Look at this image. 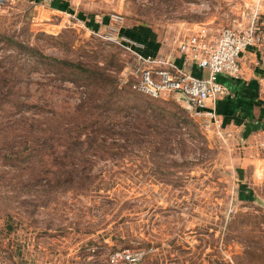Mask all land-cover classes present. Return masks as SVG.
I'll return each instance as SVG.
<instances>
[{
    "label": "rangeland",
    "instance_id": "rangeland-1",
    "mask_svg": "<svg viewBox=\"0 0 264 264\" xmlns=\"http://www.w3.org/2000/svg\"><path fill=\"white\" fill-rule=\"evenodd\" d=\"M41 1L0 5V264H107L118 249L149 264H264V131L246 139L177 95L132 93L121 40L217 34L226 1ZM253 49L264 107V42ZM94 96L121 106L93 109Z\"/></svg>",
    "mask_w": 264,
    "mask_h": 264
},
{
    "label": "built area",
    "instance_id": "built-area-1",
    "mask_svg": "<svg viewBox=\"0 0 264 264\" xmlns=\"http://www.w3.org/2000/svg\"><path fill=\"white\" fill-rule=\"evenodd\" d=\"M225 1L230 20L217 34L203 24L190 28L182 25L170 43L164 41L162 44L163 50L169 51L154 57L142 56L134 50V42L121 35L123 44H130L127 49L133 52L137 61L131 72L134 80L130 89L151 99H160L164 94L177 95L193 103L192 110L196 115L215 119L216 102L231 96L229 88L219 79L240 80L242 55L264 42L257 26V6L252 12L238 16L233 10L238 4L240 9H246L248 0ZM4 2L0 0V5ZM172 54L177 55V60ZM192 69L203 74L196 76ZM146 255L140 250L118 249L108 254L106 263L149 264Z\"/></svg>",
    "mask_w": 264,
    "mask_h": 264
},
{
    "label": "crops",
    "instance_id": "crops-1",
    "mask_svg": "<svg viewBox=\"0 0 264 264\" xmlns=\"http://www.w3.org/2000/svg\"><path fill=\"white\" fill-rule=\"evenodd\" d=\"M24 2L27 3H31V4H36L38 1L36 0H22ZM264 0H248L246 2V5L248 6L246 9H248L247 12L242 11V12H237L236 15H240L243 13H249L252 12L254 10V7L257 6L258 11H260L261 9V3ZM43 2V1H41ZM40 2V3H41ZM209 28V27H208ZM212 31V30H211ZM124 32V31H122ZM213 34H215L214 32H212ZM150 41L155 44L154 47V51L155 54L153 56L150 57H154L155 55H158L162 52H164L163 50V45L161 44L160 39L159 40H152V38L150 39ZM146 45L143 44V49H141L142 52H144L141 55L144 57H147V53H149L146 48ZM166 51V50H165ZM255 50L253 48L249 49L248 51H246L241 58V78H240V83L237 85H230V92H231V96L228 98L229 101L227 102V104L230 105L231 108H229L230 112L233 114V116L228 120V123H223V125H234V118L237 119L238 121H240V124H235L236 127H241L244 131V135H246V139L253 134H256L259 131H264V121H262V116H264V107L263 105L260 103L259 100L262 101V97H261V89H260V84H259V73L260 70L255 69V68H250L252 67V62H250V59H259L260 56H257V53L254 54ZM172 56L176 59L177 55L176 54H172ZM177 60V59H176ZM178 62V61H177ZM192 73L196 76H200L203 73H201L198 70L192 69ZM254 88L255 91L251 92V89ZM207 106L210 107V103H207ZM234 111V112H233ZM243 135V136H244ZM245 137V136H244Z\"/></svg>",
    "mask_w": 264,
    "mask_h": 264
},
{
    "label": "trees",
    "instance_id": "trees-1",
    "mask_svg": "<svg viewBox=\"0 0 264 264\" xmlns=\"http://www.w3.org/2000/svg\"><path fill=\"white\" fill-rule=\"evenodd\" d=\"M36 1H38V2H41V0H36ZM59 0H55V1H52L51 2V6L52 7H54V8H56V9H58V10H60V11H68V4L66 3V2H61L60 4H58L57 2H58ZM69 13V12H68ZM144 33H143V35H142V37H139L138 35H135L136 33H133V32H128V31H124L123 32V34L124 35H128L129 37H132L133 39H137V40H139L140 42H142L144 45H146L145 46V48H146V50L149 52V53H147V55L146 56H153L154 54H155V51H154V48H152V47H154L155 46V44H153L151 41H150V35L148 34V32L147 31H143ZM127 36V37H128ZM142 52V51H141ZM144 52H142V54H143ZM57 64H60V65H63L64 67H66L70 72H74L75 74H80V73H82V74H84V73H87V74H90L91 76L90 77H93V78H97L96 77V75H97V72H91L90 70H87V69H85V68H82L80 65H74V64H68V63H66V62H63V63H57ZM97 80V79H96ZM220 80V82L221 83H223L224 85H226L228 88H229V90H230V85H237V84H239L240 83V81L241 80H232V79H223V78H220L219 79ZM230 86V87H229ZM131 90V89H130ZM255 91V89L254 88H252L251 89V92H254ZM131 92L132 93H135V92H133L132 90H131ZM231 93V92H230ZM135 94H137V93H135ZM140 95V94H139ZM112 95H110L109 96V100L111 99L110 97H111ZM144 96V95H143ZM144 97H146L147 99H149V97H147V96H144ZM94 98H95V96H94ZM229 97H226V98H224V99H222V100H219V101H217L216 102V105H215V114L216 115H218V116H221V117H223V123L225 124V123H228V120L227 119H230L232 116H233V114L230 112L231 110L229 109V108H231L230 107V105L229 104H227V102L229 101V99H228ZM96 100H99L98 102H101V103H98V104H95L94 105V107H93V109H95L96 108V110H98L99 108H103L104 107V109H108L109 110V105H115V106H117V108H120V104H119V100H117L115 103H112V102H110L108 99H106L105 97L104 98H102V101L99 99V98H95L94 99V101H96ZM151 100V99H150ZM147 105H149L151 108H155L157 105H155V104H148L147 103ZM107 110V111H108ZM230 110V111H229ZM107 111H105V113L107 112ZM234 112V111H233ZM103 113V112H102ZM102 113H99V115H104V114H102ZM93 115H95V113H93ZM99 115H97L96 116V118H99L100 119V116ZM227 118V119H226ZM178 119V118H177ZM234 123L236 124H240V121H238L237 119H235L234 118ZM178 124V123H177Z\"/></svg>",
    "mask_w": 264,
    "mask_h": 264
},
{
    "label": "water",
    "instance_id": "water-1",
    "mask_svg": "<svg viewBox=\"0 0 264 264\" xmlns=\"http://www.w3.org/2000/svg\"><path fill=\"white\" fill-rule=\"evenodd\" d=\"M182 100L185 101L189 105V107L192 109L193 103L191 101L186 100V99H182Z\"/></svg>",
    "mask_w": 264,
    "mask_h": 264
}]
</instances>
